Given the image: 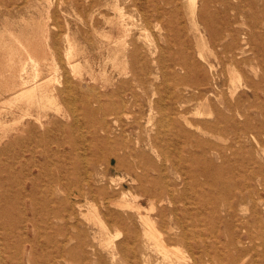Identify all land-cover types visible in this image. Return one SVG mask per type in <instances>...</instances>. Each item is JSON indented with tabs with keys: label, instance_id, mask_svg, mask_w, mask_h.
Returning a JSON list of instances; mask_svg holds the SVG:
<instances>
[{
	"label": "rangeland",
	"instance_id": "374dc122",
	"mask_svg": "<svg viewBox=\"0 0 264 264\" xmlns=\"http://www.w3.org/2000/svg\"><path fill=\"white\" fill-rule=\"evenodd\" d=\"M198 1L193 15L190 0H0V264H166L137 213L116 206L137 196L144 209L154 202L155 227L181 264L194 251L179 219L188 236L206 230L210 264H264V0H229L241 4L237 21L229 2ZM202 78L233 91L244 116L214 133L198 122L216 115L194 108L187 124L178 92ZM37 86L46 93L26 96ZM113 91L144 95L140 124L138 110L115 115ZM104 120L115 133L95 143Z\"/></svg>",
	"mask_w": 264,
	"mask_h": 264
},
{
	"label": "bare ground",
	"instance_id": "6f19581e",
	"mask_svg": "<svg viewBox=\"0 0 264 264\" xmlns=\"http://www.w3.org/2000/svg\"><path fill=\"white\" fill-rule=\"evenodd\" d=\"M201 1L204 2L205 0H201ZM223 1H224L223 3H228L229 2V4H230V6L225 5V6H227L226 9L228 10L227 14H229V12H232L230 16H234V19L237 18V16L235 14H240L242 12L241 4H232L229 0H223ZM190 2L192 4L191 6L193 7L192 14L195 15V10L197 8V4L199 3V1L198 0H190ZM203 6H205V3L202 5L201 13H202V9L205 8ZM206 8L208 9V6H206ZM202 21H203L202 23H203L205 29L210 33V35L217 36L216 34L213 33V32H215L214 22L210 21L207 18H203ZM195 25L197 27V23H195ZM150 32H152V31H150ZM125 33H126L127 36L130 35L128 32H125ZM218 41L220 43L221 39L218 40ZM122 43L125 44L126 42L123 41ZM218 45H221V44H218ZM232 47L233 46L230 47L229 44H227V43H223V48L224 49L222 50V52L220 54V56L221 55H225L226 57H228L230 62H232V60L235 59V55L233 54L234 52L230 51L232 49ZM253 48H254L253 42L249 39L247 41V43L245 44V48H244V45H243L241 53L245 54V53H247L249 51H252ZM228 51H229V53H231V55H227ZM211 54L213 56H215V59L217 60L218 63L222 62L221 59H220V56L216 55V52L211 51ZM28 60L35 62V64H38V61L36 59H34V57L31 54L28 55ZM124 63H126V62H124ZM125 65H127V64H125ZM183 67L186 68V69H189L188 65L184 64ZM118 68H119V66H118ZM124 69L125 68H123V70ZM106 72H107V70H106ZM235 74H236V76L232 80V84L234 86L233 90L237 91L238 88H241L242 86L244 87V82L242 83L243 79H242V76L239 73H237L235 71ZM39 75H40L39 71L37 70V75H36L37 78H38ZM207 79L208 78H202V81L200 83L191 84V87H190L191 90H190V94L189 95H185L184 94V92L187 91L186 89H183V91H182V89H179V92H178L179 96L182 95V93H183V96L180 98V101H179L180 106L178 108H176L175 110H176L177 114H179L182 118H184V120H185V122L187 124H189V125H191L193 127V123H195V122H191L186 116L194 108H195V111H196L195 114H197V116H203V115L206 114L204 112L203 108H208V115L212 116V115L215 114L216 115V119L214 121H205V122H198V123L201 124L202 126H206L207 128L213 129L212 132L215 133V131H217L216 130L217 128H220V129L224 130L225 125L228 122L232 121L237 116H244V114L242 113L243 110L241 109L240 98L239 97L236 98L235 94H233V91H230L231 92V95H230L231 99H229L226 96L224 91H218V89L216 90L214 86L210 85L211 83H209V80H207ZM140 85H141V81H140ZM247 87L252 89L253 91H256L257 88H259L256 85L250 84L249 82L247 83ZM80 89L84 90L81 87H80ZM37 90H39L43 94L46 93V91L42 90L40 86L39 87L37 86V87H33L27 93L26 96L30 97ZM88 91H89V89H88ZM146 94L147 93H145V95ZM130 95H131V97L126 99V98H123L121 96L119 91H113V92H111L109 94V97L113 98L114 96H116V98L118 99L117 100L118 101L117 104L114 105L115 106V111H114L115 115L119 114L120 111L124 110V109L125 110H129L130 112H132V111L134 112V111L138 110L139 114L136 116L135 121H133V123L140 124L141 122L139 120H141V118H142L141 99L143 98L142 96H144V95H139L137 92L135 93L133 91L130 92ZM50 98L51 97H47L45 100H48L49 103H50L51 102ZM88 99H92V98L88 97ZM88 102H90V101H88ZM137 107L139 109H137ZM163 121H165V117L160 120L159 126H162ZM174 123H175V125L178 126L179 130L183 129L182 128V124H181V122L179 120L176 119ZM113 124L118 126V124H119V118L118 117H116L114 119ZM214 128H216V129L214 130ZM114 133H115V129L111 126V123L108 120H104V122L101 123L99 128H95V130L93 131L92 140L95 143H102V142L105 143L111 138V135H113ZM46 138H48V137H46ZM48 141H49V139H48ZM26 143H28V142H26ZM45 153L48 154L46 151H45ZM165 156H166L165 157V161L166 162H170L171 167H176V164L172 163L171 160L167 158V155H165ZM144 175L143 176H136V177H137V179L141 180L142 178H144ZM53 182H54V180L51 181V182L49 181V185H47V186L49 187V186L55 185ZM79 183H82V182L81 181L80 182L77 181L76 183H74V185L79 188V186H80ZM71 185H73V184H71ZM67 186L69 187V184ZM35 187H38V186L35 184ZM154 188H156V187L154 186ZM33 192H34V190H33ZM142 192H144L146 195H148L150 197L151 202H152L153 198H152V196H150L151 193L149 194L148 191H146L145 189H143ZM72 194H75V193L73 192ZM35 198H36L35 194H32V199L35 200ZM138 198H139L138 196L135 197V200L133 202H128V201L121 200L120 202L116 203L117 204L116 206H118L119 208H122V209H127L128 208V209H131V210H133V211H135L137 213V216H138L139 220L145 225V236L149 240H152L154 242V244L156 246V249L163 255L162 256L163 257V263H166V264H181L182 261H187V260H185V255L183 254V252L180 249L170 247L167 244V242L165 241V239L163 238L162 234L155 227L154 219L151 216V212H153L154 209H155L154 202H152V206H151L150 210H147V209H144L143 205L140 203ZM144 210H146V212H145L146 214H144ZM95 218L98 219V222L100 223V225L105 229V225L103 223V219L100 218V217H95ZM182 223L183 222L179 219L178 220V225H179V228H181V230H182L181 233L179 234L180 235L179 237H180V240L184 244H186L190 249H192L194 251V257H192L191 264H210V262L213 261L212 260L213 257L211 256V251L206 248L207 247V239H208V234H207L206 230H201V232L198 235L192 232V234L190 235L191 237H190V236H188L189 234L186 231V227ZM115 237H116V234H115ZM105 242H107V241L105 240ZM113 258H115V257H113ZM145 264H148V262H146Z\"/></svg>",
	"mask_w": 264,
	"mask_h": 264
}]
</instances>
